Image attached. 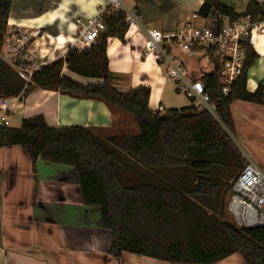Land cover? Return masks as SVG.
I'll return each mask as SVG.
<instances>
[{
  "label": "trees",
  "instance_id": "trees-1",
  "mask_svg": "<svg viewBox=\"0 0 264 264\" xmlns=\"http://www.w3.org/2000/svg\"><path fill=\"white\" fill-rule=\"evenodd\" d=\"M13 0H0V44ZM204 18L249 17L264 21V5L249 0L243 14L219 0H203ZM100 42L70 48L64 59L41 67L31 82L0 59V97L24 98L32 88L77 99L99 100L136 122L137 134H113L73 126L51 128L43 116L20 128L0 127V148L19 146L35 165L38 160L71 166L77 173L84 204L101 211L102 228L112 233L111 255L130 253L166 264H217L240 255L245 264H264V227H238L227 212L232 185L247 164L235 140L231 107L237 101L264 106V86L247 89L248 72L258 58L247 43L241 77L227 95L217 75L203 81L217 105L216 116L188 108L162 114L149 108L150 89L128 93L113 85L108 39L122 42L128 31L123 11L103 18ZM43 31L36 32V38ZM66 68L103 84L83 86L63 74ZM232 221H231V220Z\"/></svg>",
  "mask_w": 264,
  "mask_h": 264
},
{
  "label": "crops",
  "instance_id": "crops-1",
  "mask_svg": "<svg viewBox=\"0 0 264 264\" xmlns=\"http://www.w3.org/2000/svg\"><path fill=\"white\" fill-rule=\"evenodd\" d=\"M219 1L237 14H243L249 3ZM255 1L264 5V0ZM124 2L126 8L140 13L147 29L157 27L154 30L169 32L194 15L202 20L199 10L203 0ZM183 10L195 12L181 20L177 15ZM97 12L95 0H13L8 25L43 31L32 49L41 68L64 59L77 40V20L85 23ZM145 35L139 26H128L124 42L108 39L113 85L122 93L148 87L149 108L154 112H160L159 107L165 110L162 114L191 107V103L172 99L168 93L172 83L167 82L164 67L155 57L146 56ZM250 44L258 55L248 72L247 89L253 93L264 78V21L255 25ZM1 46L2 43L0 53ZM63 74L83 86L103 84L100 79L80 77L66 66ZM174 92L179 94L175 89ZM4 99L10 106L9 128H20L24 120L43 116L47 125L55 129L80 126L113 134L138 132L132 117L113 111L99 100L77 99L40 88H32L24 98L0 97V105ZM231 112L244 155L264 172V106L237 101ZM112 239V233L102 228L100 209L84 204L73 167L43 160L34 165L21 147L0 148V264H166L130 253L114 258ZM217 264L245 262L240 255H233Z\"/></svg>",
  "mask_w": 264,
  "mask_h": 264
},
{
  "label": "built area",
  "instance_id": "built-area-1",
  "mask_svg": "<svg viewBox=\"0 0 264 264\" xmlns=\"http://www.w3.org/2000/svg\"><path fill=\"white\" fill-rule=\"evenodd\" d=\"M95 1L97 16L85 23L77 20L79 30L74 48L83 49L97 43L106 30L103 18L109 13L123 11L129 28L139 26L145 30L146 56H154L164 67L167 82L189 99L196 110L217 118V105L203 79L217 75L224 85L222 92L227 95L241 77L246 63V45L251 43L255 29L249 17L235 20L201 18L207 23L202 25L195 21L199 17L194 15L179 23L174 31L164 32L144 28V18L137 11L126 8L124 0ZM35 42L36 31L20 25H8L3 35L0 59L25 83H30L40 69L32 51ZM158 110L165 111L162 107ZM9 116V101L4 99L0 105V127L8 126ZM226 208L238 227H264V172L255 163L248 161L233 182Z\"/></svg>",
  "mask_w": 264,
  "mask_h": 264
},
{
  "label": "rangeland",
  "instance_id": "rangeland-1",
  "mask_svg": "<svg viewBox=\"0 0 264 264\" xmlns=\"http://www.w3.org/2000/svg\"><path fill=\"white\" fill-rule=\"evenodd\" d=\"M194 12H195V11H185V10H183L182 12L178 13L177 18H181V20H182V19L186 18L187 16H192ZM195 21L198 22L199 24L207 25V23H206L204 20L196 19ZM154 29H158V28L155 27ZM151 30H152V29H151ZM190 63H191V65L195 66V63H194V62H190ZM202 64L205 65V61H202ZM197 66H198V65L196 64V67H197ZM260 82H261V83L263 84V86H264V78H263L262 81H260ZM169 85H170V86H168L167 91H168V93L171 95L172 99H176L177 101H179V102H183V103H185V104H189V103H191L190 100L187 99L184 95H182V94H176V93L174 92V89L176 90V87H175L173 84H169ZM176 95H177V98H176ZM235 140H236L237 143L240 145V140H239V138L236 137ZM241 146H244V145H242V143H241ZM257 156H258V158H259L260 160L262 159L260 153H258V152H257ZM247 162H248V159H247ZM230 220H231V219H230ZM232 220H233V219H232ZM232 220H231V221H232Z\"/></svg>",
  "mask_w": 264,
  "mask_h": 264
}]
</instances>
